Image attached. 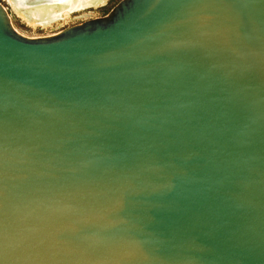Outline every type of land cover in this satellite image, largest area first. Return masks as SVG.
<instances>
[{
    "label": "water",
    "instance_id": "water-1",
    "mask_svg": "<svg viewBox=\"0 0 264 264\" xmlns=\"http://www.w3.org/2000/svg\"><path fill=\"white\" fill-rule=\"evenodd\" d=\"M0 264H264V0L0 2Z\"/></svg>",
    "mask_w": 264,
    "mask_h": 264
},
{
    "label": "rangeland",
    "instance_id": "rangeland-1",
    "mask_svg": "<svg viewBox=\"0 0 264 264\" xmlns=\"http://www.w3.org/2000/svg\"><path fill=\"white\" fill-rule=\"evenodd\" d=\"M119 1L120 0H102V2L98 3V5L92 6V0H87L86 5L82 9L77 11L75 10L73 12L68 10L70 13L66 10L60 11V8L56 7L53 11H56V17L58 14H60V16L55 19H45L40 17L37 11L41 10L43 7H48V5L28 7L17 3L18 8L21 11L19 13V10L17 11L12 4L10 5L8 0H0L1 4L9 13L11 22L15 29L27 36H43L53 34L66 26L79 23L89 18L104 16L108 14ZM65 12L68 13L69 16L65 17ZM21 13L25 16V18L20 15Z\"/></svg>",
    "mask_w": 264,
    "mask_h": 264
},
{
    "label": "bare ground",
    "instance_id": "bare-ground-1",
    "mask_svg": "<svg viewBox=\"0 0 264 264\" xmlns=\"http://www.w3.org/2000/svg\"><path fill=\"white\" fill-rule=\"evenodd\" d=\"M33 1H36V0H8V2H10V5L12 4V6L15 9H17V11L19 10L17 3L19 5L22 4V5L28 6V7H35L36 5H33L35 3ZM100 2H102V0H92L91 5L96 6ZM47 3L48 4H45V5H48V7H43L41 10H38L37 12L40 15V17H42V18L55 19V18L59 17L60 14H58V16L56 17V14H55L56 11L55 12L53 11L54 8L58 7V8H60V11L66 10L67 12H69L68 10H70L73 12L75 10L77 11L79 9H82L86 5L87 0H50ZM50 5H52V6H50ZM40 6H43V5H40ZM20 12L21 11L19 10V13ZM20 15H22L25 18V16L22 13ZM64 15H65V17L69 16V14L66 12Z\"/></svg>",
    "mask_w": 264,
    "mask_h": 264
}]
</instances>
